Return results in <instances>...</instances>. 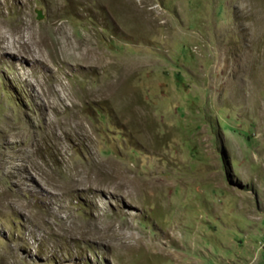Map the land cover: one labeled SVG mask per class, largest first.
I'll use <instances>...</instances> for the list:
<instances>
[{
	"label": "rangeland",
	"instance_id": "obj_1",
	"mask_svg": "<svg viewBox=\"0 0 264 264\" xmlns=\"http://www.w3.org/2000/svg\"><path fill=\"white\" fill-rule=\"evenodd\" d=\"M0 11L74 45L42 67L0 57V264H264V0ZM96 200L112 225L80 233Z\"/></svg>",
	"mask_w": 264,
	"mask_h": 264
},
{
	"label": "bare ground",
	"instance_id": "obj_2",
	"mask_svg": "<svg viewBox=\"0 0 264 264\" xmlns=\"http://www.w3.org/2000/svg\"><path fill=\"white\" fill-rule=\"evenodd\" d=\"M24 4V3H23ZM1 13V11H0ZM14 24V23H13ZM6 21L3 19L2 14L0 16V57L6 53V55H8V57H18L20 59H26L28 58L31 61V64L35 67L36 65L42 67V66H46V62L43 56V49L45 50H51L54 46V40H56V38L59 40L58 37H63L61 38L62 40H64V43H58L60 44V51L61 54H64L65 56H69L72 57L74 59V52L70 50V47H73L74 45L70 43H67L65 38H66V34H61V32L65 33V31H63L62 25L61 26H54L53 27V32L54 34H56V36L54 35L53 38H51V36H49L48 34H37L34 30L31 29V31H26L25 30V25L23 27V29H20V31L15 30V28H6ZM12 25V24H11ZM16 25V24H14ZM27 25V24H26ZM29 25H27L28 27ZM50 28V27H49ZM48 29V28H46ZM44 30V29H43ZM50 33V32H49ZM61 42V41H60ZM90 52V50H88ZM92 52V51H91ZM58 53V52H57ZM23 54V55H22ZM52 54V53H51ZM50 54V55H51ZM56 55V53H55ZM59 55V54H58ZM88 57V56H87ZM50 68V67H49ZM41 70V69H40ZM43 70V69H42ZM49 70V69H48ZM43 75V74H42ZM20 78L22 81H24V83L30 87V89L32 90L34 88L33 83L29 80L28 75L26 74L25 71H22L20 73ZM48 86V85H47ZM55 89V88H54ZM36 93V92H35ZM42 93V92H41ZM37 94V93H36ZM49 94V93H48ZM52 95V94H51ZM51 97V96H50ZM60 98V97H59ZM64 98V97H63ZM44 100V99H43ZM51 100V99H50ZM46 101V100H45ZM50 102V101H49ZM49 102H44L42 103V107L43 109L50 105ZM53 106V105H52ZM56 107V106H55ZM54 108V106H53ZM47 109V108H46ZM45 111V110H44ZM51 119H49L50 121ZM48 121V122H49ZM55 121V120H54ZM53 122V121H52ZM52 122H49L48 124L50 125ZM79 126V125H78ZM73 127H71L72 129ZM51 129V128H50ZM85 129V128H84ZM21 131V130H20ZM27 132V131H26ZM51 132V131H50ZM20 135V134H19ZM24 135V134H23ZM54 135V133H53ZM53 135H51L53 137ZM56 135V134H55ZM51 137V138H52ZM57 137V136H56ZM53 140V139H52ZM56 140V139H55ZM52 142V141H51ZM54 142V141H53ZM24 150V149H23ZM27 151V155H28V159H27V163L28 165L22 164L21 166L23 168H27L28 166H30L31 164H38L35 156H34V151L33 150H28ZM25 153V152H24ZM38 153V152H37ZM23 157V156H22ZM31 167V166H30ZM67 169V168H65ZM113 169V168H112ZM116 172V171H115ZM104 173V172H103ZM88 177V176H87ZM55 178V177H54ZM86 178L84 177V175L80 178V179H76L74 180V184L73 186H82L84 185V190L86 191H93L94 188H92V186L95 184V179H92L91 181L85 182ZM134 179V178H133ZM128 180V179H127ZM126 180V181H127ZM85 183H87L85 185ZM138 185V182H137ZM140 185V184H139ZM107 186V185H106ZM127 187V186H126ZM131 187V186H130ZM98 189V188H97ZM4 190V189H3ZM100 190V189H99ZM7 191V190H6ZM5 191V193L3 192V194H0V203L1 204H6L8 205V203H10L9 199L11 198L10 194H8ZM135 191V190H134ZM2 192V190H1ZM12 194V192H11ZM16 200V199H15ZM13 201V199H12ZM17 201V200H16ZM14 203V201H13ZM13 205V204H12ZM16 205H19L18 202H16ZM1 206V205H0ZM94 208H95V213L91 216V218H89L90 220L88 222H86L85 224H76V228H78V230H80V233L83 234H92L95 233L94 230H98L99 232L102 233V230L104 229H108L111 227L112 224H105L103 217L104 215V210L103 208L99 205L98 200L95 201V203L93 204ZM102 210V212H98V210ZM53 212V211H52ZM51 212V214H52ZM33 215V214H32ZM37 215V214H36ZM33 217V216H32ZM37 219V218H36ZM40 224V222H39ZM83 227H82V226ZM74 227V229H76ZM110 234V233H109ZM108 234V235H109ZM115 235V234H114ZM134 234H129L127 236V240H130L133 238L134 241H138L141 239L140 236H137L134 239ZM157 246L162 247V244L160 243H156ZM14 256V254H13ZM5 257V256H4ZM15 259V258H14Z\"/></svg>",
	"mask_w": 264,
	"mask_h": 264
}]
</instances>
